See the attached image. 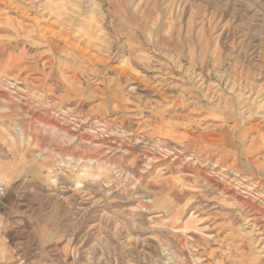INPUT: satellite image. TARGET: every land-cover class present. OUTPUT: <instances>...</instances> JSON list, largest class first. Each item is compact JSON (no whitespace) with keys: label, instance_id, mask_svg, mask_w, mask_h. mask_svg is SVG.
Wrapping results in <instances>:
<instances>
[{"label":"rangeland","instance_id":"1","mask_svg":"<svg viewBox=\"0 0 264 264\" xmlns=\"http://www.w3.org/2000/svg\"><path fill=\"white\" fill-rule=\"evenodd\" d=\"M2 57L0 264H264V0H0Z\"/></svg>","mask_w":264,"mask_h":264},{"label":"crops","instance_id":"2","mask_svg":"<svg viewBox=\"0 0 264 264\" xmlns=\"http://www.w3.org/2000/svg\"><path fill=\"white\" fill-rule=\"evenodd\" d=\"M92 30H94V31H92L91 33H88L87 34V38H85L86 40L84 41L85 43H88L87 41H96V40H98V35H99V33L101 32V29H99L98 27H94V29H92ZM10 57V56H9ZM4 60L3 59V57L2 58H0V68H1V66H3L4 64H5V62H3L2 63V60ZM11 59L12 58H9L7 61H6V63L7 62H9L10 64H11ZM5 74V77L6 78H8V80L9 81H12L10 84H13V82L15 81V79L13 78L14 76H16L17 74H13V73H11V72H6V73H4ZM1 76H2V74L0 73V78H1ZM9 83V82H8ZM236 141H238V139L236 140ZM240 142H241V140H239ZM239 146V145H238ZM237 146V147H238ZM243 146V145H242ZM247 154L245 155V156H250V155H252L253 153H254V146H253V148H250L249 146H248V148H247ZM241 153H243V152H241ZM241 157H243V154H241ZM233 162H235V160H233V161H231L230 163H233ZM252 163H250V164H253V165H255L256 163H257V160H253V161H251ZM236 163V167H237V162H235ZM235 167V168H236ZM250 167L251 166H245V169L244 170H249L250 169ZM240 175H248V176H250L248 173L246 174L245 172H242Z\"/></svg>","mask_w":264,"mask_h":264},{"label":"built area","instance_id":"3","mask_svg":"<svg viewBox=\"0 0 264 264\" xmlns=\"http://www.w3.org/2000/svg\"><path fill=\"white\" fill-rule=\"evenodd\" d=\"M7 190L5 184L0 180V203H2L6 197Z\"/></svg>","mask_w":264,"mask_h":264},{"label":"bare ground","instance_id":"4","mask_svg":"<svg viewBox=\"0 0 264 264\" xmlns=\"http://www.w3.org/2000/svg\"><path fill=\"white\" fill-rule=\"evenodd\" d=\"M244 187V186H243ZM243 197V196H242ZM239 200V199H238ZM247 201V200H246ZM259 227V226H258ZM255 229V228H254Z\"/></svg>","mask_w":264,"mask_h":264}]
</instances>
